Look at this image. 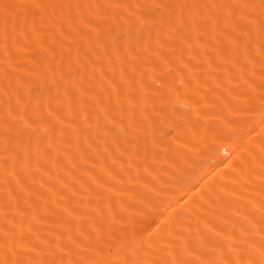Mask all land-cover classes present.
Wrapping results in <instances>:
<instances>
[{"label":"bare ground","instance_id":"1","mask_svg":"<svg viewBox=\"0 0 264 264\" xmlns=\"http://www.w3.org/2000/svg\"><path fill=\"white\" fill-rule=\"evenodd\" d=\"M0 264H264V0H0Z\"/></svg>","mask_w":264,"mask_h":264}]
</instances>
